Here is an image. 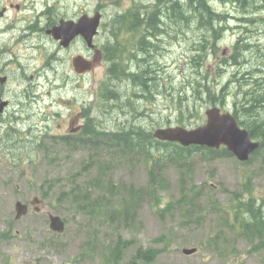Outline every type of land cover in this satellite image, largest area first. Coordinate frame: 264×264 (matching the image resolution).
Instances as JSON below:
<instances>
[{"label": "rangeland", "instance_id": "obj_1", "mask_svg": "<svg viewBox=\"0 0 264 264\" xmlns=\"http://www.w3.org/2000/svg\"><path fill=\"white\" fill-rule=\"evenodd\" d=\"M64 1L73 4L88 1L92 14L97 4L104 7L100 33L95 40L98 45L115 42L112 31L118 15L137 9L141 18L147 13L148 7L157 2ZM189 19L180 25V29L190 33L186 39L183 35L179 42L172 41L166 35L163 38L161 45L168 52L170 49L168 57L153 56L161 49L157 42L152 50L150 48L146 52L150 56L149 61L155 64L154 90L158 82L166 88L173 86L178 89L187 80L193 79L190 70L193 53L187 52V49L197 42L193 39H202L195 35L197 22H189ZM222 26L231 31L232 25ZM176 28L177 25L167 32L171 33ZM145 30L144 24L131 32L121 30L119 43L123 50H127V55L123 58L125 61L129 56L128 61L131 59L136 64L145 57L138 50L136 56L130 58L132 51L138 49L137 41ZM221 36L224 41L216 55L208 56L209 53L206 52L202 66L205 71H210L214 80L219 78L220 85L212 86L213 91L230 93L223 109L234 113L237 110L235 105L243 101V90L231 81V77L235 75L233 71L220 72L213 68V65L230 59L232 54L229 49L232 47L229 46L232 36L227 32H222ZM108 66L109 63H106L105 70L102 68L91 76L89 87L85 85L84 90L78 88L76 92L72 91L90 109L91 119L86 121L88 124L85 133L74 136L71 144L55 142L53 145L43 136L44 148L31 154L32 160H29V155L25 152L0 154V228L6 220L11 219L10 213L15 203L13 194L15 196L20 193L21 200L26 202L37 196L44 205L38 215H33L30 210L15 227H26L25 233L20 235L21 239H13L8 245L0 246V264L8 261L15 264H264V237H255L252 240L247 238L246 233L243 234L238 228L234 212L239 200L249 198L264 211V151L253 155L247 163L232 156L204 161L200 155L191 158L189 168L182 164L178 169L174 164L164 162L161 175L166 180L165 190L160 186L156 187L155 195L156 198L163 199L160 209H167L169 203L172 205L169 210L159 214L155 205L156 198L148 191V167L151 160L136 150L128 154L127 146H115L116 140L111 142L110 134H124L138 127L154 132L164 126H177V123H184L188 128L199 126L205 122L204 112L213 107V102L200 103L198 100L195 107H192L195 118L189 119L188 116L187 120H182L171 97L157 95L152 101V95L149 94L146 99L138 100L135 93L139 89L134 88V83L126 81L116 84L119 80L109 78ZM139 75L142 76V73ZM247 75L249 80L253 79L250 78L253 77L251 74ZM109 91L117 92L119 97L106 100L103 96ZM108 95L111 96L110 93ZM187 95L192 98L191 94ZM44 99L45 105H42V109H46L50 117L47 123L40 122L38 117V126L48 125L47 133L50 135L70 133V129L65 133L59 129L64 124L63 119H56L54 113L58 109L53 110L49 106L55 97L44 96ZM73 105L81 106L76 100ZM192 105L193 99L190 107ZM133 107L147 115V118L132 121L130 115ZM255 110L257 116H246L250 122L264 117V106ZM186 113L189 115L188 111ZM18 160L25 164L22 168L13 169L14 161ZM8 164L12 166L9 170ZM7 178L20 179L11 186L5 185ZM109 183L115 188L113 194L106 189ZM192 187H196L197 194L191 193ZM131 190L138 192L142 201L135 216L127 221L125 227L124 223L112 220L114 218L110 212L122 205ZM183 197L186 200L179 202ZM101 201L108 202L109 205L102 204L101 209L96 206ZM49 213L58 215L65 221L64 234L56 235L50 231ZM120 236L131 244L121 260L115 262L113 257L104 256ZM184 249H196V252L185 255ZM148 251L158 254L154 260L145 262L140 257Z\"/></svg>", "mask_w": 264, "mask_h": 264}, {"label": "flooded vegetation", "instance_id": "obj_2", "mask_svg": "<svg viewBox=\"0 0 264 264\" xmlns=\"http://www.w3.org/2000/svg\"><path fill=\"white\" fill-rule=\"evenodd\" d=\"M154 3L156 7L155 4L148 7L146 19L151 21L154 18L155 9H159L158 15H163L161 20L164 21V33L170 29L167 20L184 24L189 18V22L196 21L198 28L203 30V26L209 23L203 19L204 4L207 6L209 4L212 15L219 16L216 17L217 22H211L212 37L221 39L222 32L232 36L230 41L232 47H229L232 52L230 59L235 60L233 55L243 57L244 66L241 70H245L246 73H251L249 68H263L264 34L261 28H264V0H157ZM181 8L182 16L180 14V18H172L174 9L179 11ZM165 9L171 19L166 17ZM188 11L192 16H188ZM97 13L102 15L98 27L100 33L104 18V7L100 4H97L92 14L88 1L73 4V2L66 3L64 0H41L39 3L38 0H0V154L25 152L28 153L30 160L31 154H36L38 149L44 148L43 136L55 145V142L61 138L71 141L74 140V136L85 133V127L88 124L86 121L91 119L90 109L83 100L81 101V98L72 94V91L76 92L78 88L84 90L85 85L89 87L91 76L102 68L105 70L106 63H109V69L116 57V51L115 61L122 66V69L126 68V72L131 75L130 78L124 79L117 77L119 81L116 84L131 81L134 83V88L138 89V84L141 85L143 78V76L140 78L139 73L146 72L148 76L144 79H147V88H150L149 73L154 71L155 64L149 61L150 56L146 52L155 46L154 28L146 25L147 37L145 38L144 34L139 37L136 44L138 49L132 51L130 58L136 56L138 50L143 52L145 57L136 64H133L131 59L128 61L129 56L126 61L123 59L127 55V50L125 48L123 50V46L119 43L122 37L120 34L117 38L113 35L115 42L109 41L108 44L98 45L95 42L99 34L97 33V36L93 38V47L82 34H77L69 40L54 37L52 31L64 23L78 24L81 19H90ZM223 24L232 25L231 31L223 28ZM75 26L73 25V30ZM250 34L252 37L248 36ZM160 41H164L163 38ZM96 50L101 51L99 64L95 61ZM153 56H156V52ZM76 62L83 66L91 64L96 66L92 71L80 72L81 68L79 66L77 69ZM117 71L120 73L124 70ZM110 92L104 94V97ZM112 92L117 99L118 93ZM148 95L149 92H145L140 100L147 98ZM44 96L55 97L49 106L53 110L58 109L54 113L56 119H59L58 117L63 119L64 124H61L59 129L64 133L69 132L70 129V133L50 135L47 133L48 125L38 126V117L40 122L45 123L50 117L47 115V110L42 109V105H45ZM75 100L81 106L74 107ZM54 105L59 107L56 108ZM137 115L138 111L133 107L130 116L133 119ZM23 164L25 163L20 160L14 161L13 169L22 168ZM10 168L12 166L8 164L7 169ZM19 179L7 178L5 185L13 186ZM12 197L15 203L10 213L11 219L6 220L0 228L1 247L8 245L13 239L20 238L22 232L25 233L26 227L23 229L15 227L29 214L30 210L33 215H38V203L35 205L32 203L38 198L37 196L32 197L29 202L22 201L20 193L15 196L13 194ZM17 202L28 206L27 215L21 219L16 217ZM43 206L41 201V207ZM3 264L15 263L8 261Z\"/></svg>", "mask_w": 264, "mask_h": 264}, {"label": "bare ground", "instance_id": "obj_3", "mask_svg": "<svg viewBox=\"0 0 264 264\" xmlns=\"http://www.w3.org/2000/svg\"><path fill=\"white\" fill-rule=\"evenodd\" d=\"M181 11H182V8L179 9V11H177L179 15L181 14ZM165 12H166V17L170 18V16H169V14H168L166 9H165ZM187 14H188V16L189 15L192 16V14L189 11L187 12ZM159 16H160L159 19H158L159 22L157 21V26L154 27V37L155 38L153 40H154V43L157 42V43L160 44L161 49H159V51H156V56L155 57L164 58V57H168L170 55V49H169V52H168L167 49L161 45V42L163 43V41H160V39L164 38L165 35H166L172 41L179 42V38L182 35L184 36V39H186L190 35V33H189L188 30L180 29V25H182L181 23L176 22V21H170L168 23L169 20H167V23H168V25L170 24V29H174L175 25H177V28L171 33H169V32L164 33V29H163L164 21L161 20V19H163V15L160 14ZM173 16L174 17H172V18H179V16L175 15L174 11H173ZM216 17H219V16H214L212 14L210 15V14H207L204 11L203 19H206L209 23L205 24L203 26V30H201L200 28L195 29V35L198 36V38H200L202 40L200 41L198 39H193L194 41L197 40V42L195 43V45L193 47H190V48L187 49V52L193 53V55L191 57V60H190V64H191L190 70H192L193 79L187 80L185 82L184 86L181 87V88H178V89H176L173 86H171L170 88H166L165 86H161L160 83L158 82V84L156 85V90H154L155 89V80H156L155 75H154V73H155V65H154V71L152 73H149L148 85H149L150 88L149 89L147 88V79H144V78H146L148 76V74L146 72H144V74L142 73V76H143L142 83H141V85L138 84L139 91L135 93V96H136V98L138 100H140L141 96H143L144 93L148 91L149 94L152 95V101L154 100V96H157V95L171 97L173 99L174 103L176 104V106L178 107L179 116H181L180 118L182 120H187L188 116H190L189 119L195 118V116H193L194 115V109H192V107H195V104L198 102V100H199L200 103H201V101H203L205 103L206 102H215V105H213V107H210V108L216 107V108H219L221 110V113H230L236 119V121L238 122V124H239V126L241 128H244V129H246L249 132V129H248L249 126L248 125H250V126H252L255 129V131L258 132L259 128H260V131H261V128L264 127V117L259 118V119H255V120L250 122L248 119H246V116L247 117H251V116L255 117V116H257L256 115L257 111L255 109L257 107L264 106V66H263V68H255V69H250L249 68V72H251V73H247V74H249V75L251 74L253 76V77H250V78H253V79L249 80V78L247 77L248 75L246 74V71L245 70H243V71L241 70V68L244 66L243 57L234 56L233 55L235 60H231V59L227 58L224 61H221V63H217L216 65H213V68H214L215 71H217V70L220 71V72L228 71V70L233 71V73L235 75L231 77V81L234 84L238 85L243 90V94H242L243 101L239 105H235L237 107V110L234 113H231L230 111H225V108L223 109V107H224V105L226 103V97H227V95L230 94L229 92L222 91V92H218L217 93V92L213 91L214 88H213L212 91L209 90V88H208L210 84H211V86H215V84H216V86H218V87L220 85L219 78L217 80H214V78L211 75L210 71H208V70L205 71L203 69V66H202L203 65V59H204V54L206 52H208L209 53L208 56L210 54L211 55H216L217 49H219L221 47V44L224 41L223 36H221V35H220L221 39H219L220 37L219 38L212 37L213 25L211 24V22H217L216 21ZM144 26L146 27V25H144ZM261 29H262L263 34H264V28H261ZM181 31H182V33H181ZM144 32H143V34H144ZM98 33H99V28H98ZM146 35H144L145 38L147 37ZM96 36H97V34H96ZM248 36L252 37L251 34L248 35ZM229 46H230V43H229ZM206 74H207L208 77L205 76ZM215 76L218 77L217 74H215ZM215 81H216V83H214ZM201 87H202V89H201ZM200 90H201V94H202L201 96H200ZM186 94H191L192 98H190V96H188V95L186 96ZM192 99H193V105L190 107V101ZM108 100H114V99L110 98ZM221 105H223V106H221ZM210 108H207L205 110V112H204L205 122L203 124L199 125V126H203L204 124H206V121H207L206 111L208 109H210ZM186 111L189 112L188 113L189 115H187ZM263 116H264V114H263ZM140 118H144L145 119V118H147V115H145L142 112L138 111L137 117H133V119L131 118V120L132 121H137ZM241 121L248 123V125H242ZM177 124H178L177 126H164V127L158 128L154 132H150V131H148L145 128H139L138 127L137 129H131L130 131H127L125 134H126L127 137H130V138H132L133 134H136V133H140L142 135H144V134L145 135H150V136L152 135V137L155 140H158V141H161V142L174 143V142L163 141V140L155 138L154 135H155L156 131L161 130V129L176 128V127H183V128H186V129H194V128L199 127V126H195V127H192V128H188V127L185 126L184 123H177ZM144 137H146V143H147L146 147L150 148V147L156 146V144L152 140H150L147 136H144ZM144 137H143V140H144ZM250 137H251V135H250ZM251 139H252L253 142H258L259 143V147H258L257 150H260L261 142L259 140L253 139L252 137H251ZM130 140H131V142L127 146V147H129V149L126 150L128 152V154H131L132 150H136L137 152L144 153L145 150H143V148L140 147L141 145L139 146V148H136L132 144V139H130ZM175 144H178V145H180L183 148L202 147V146H196V145H192V146H189V147H184V146H182L179 143H175ZM202 148L210 149L208 147H202ZM222 148H225V147H222ZM222 148H220L218 150H221ZM210 150H216V149H210ZM218 150H216V151H218ZM227 152L230 154L229 157L232 156V157L237 158L236 156L232 155L228 150H227ZM255 152L250 156L249 160L246 161V162H242L238 158L237 159L240 162H242V163H247V162H249L251 160V157L253 155H256ZM262 152L263 151H261L260 153H262ZM218 159H220V158H218ZM215 160H217V159H215ZM148 172H149V167H148ZM148 181H149V177H148ZM106 189H108V187H106ZM191 189H194V190L197 191L196 187H192ZM197 193H198V191H197ZM250 199H252V198H249L248 200H250ZM242 200H245V199H242ZM141 201H142V196H140V195H136L133 199H131L129 201L128 205H132L134 207L133 216H135L136 210L140 206ZM263 213H264V211H263ZM129 215H128V217H129ZM258 215L260 216V214H258ZM260 217H261V220H262L261 223L253 224L252 220H251L249 225L246 227V230H249V232H251L252 228L254 226H257V228L260 231H264L261 228H259L262 225H264V216L261 215ZM131 218H133V217H131ZM127 221H130V220H127ZM128 242H130V241H128ZM129 248H130V246H129ZM184 250H192V249H184ZM184 250H183V253H184ZM193 254H191V255H193ZM185 255H187V254H185Z\"/></svg>", "mask_w": 264, "mask_h": 264}, {"label": "trees", "instance_id": "obj_4", "mask_svg": "<svg viewBox=\"0 0 264 264\" xmlns=\"http://www.w3.org/2000/svg\"><path fill=\"white\" fill-rule=\"evenodd\" d=\"M204 9L205 12L207 14H212L211 13V7L204 4ZM140 11L136 9V11L133 10H128L125 14H121L118 15L113 23V35L117 38V36L120 34L121 30H124L126 32H131L134 31L136 29L139 28V26L142 24L147 25L151 28H154L157 26V21L159 22V9H155V13H154V18L151 19V21L147 20V14H143V17L140 18ZM175 15L179 16L178 12L176 10H174ZM182 16V13H181ZM148 33V30H146L144 32V35H146ZM143 34V33H142ZM113 52H115V49L113 48ZM116 57H117V51H116ZM113 60L114 62L111 64L110 68L108 69V74L110 75L109 78L111 77L112 79H116L117 77L120 78L122 77V79L124 78H130V74L126 72V68L122 69V66H120L115 60ZM118 66H120V68H118ZM117 70H124V71H120V73ZM205 73V72H204ZM206 77L207 74L205 75ZM142 78V77H140ZM209 90L212 91V86L211 84L209 85ZM202 89V87H201ZM110 95H106V100L112 98L115 99V94H113V92H110ZM184 94V93H183ZM201 90H200V96H201ZM104 97V96H103ZM105 98V97H104ZM213 105H215V102H213ZM242 125H248V123L241 121ZM248 129H249V133L251 135V137L255 140H259L261 142V148L260 150H257L255 152V154H259L261 151H264V128H260L257 131H255V129L248 125ZM122 135V136H121ZM124 135V136H123ZM147 136L150 140H152L156 146L154 147H146V137ZM261 136V137H260ZM122 137V138H121ZM144 137V140H143ZM123 139V140H122ZM132 139V144L134 145V147L139 148V146L141 148H143L144 151V156L148 159L151 160L150 162V166H149V172H148V177H149V181H148V191L150 192V194L153 195L154 198H156L155 195V188L156 187H161L163 190H165V178L161 175V171L163 168H161L162 164L164 162H170L172 164H174L178 169L181 168L182 164H186L187 167H190V162H191V158L194 155H200L202 157V160L204 161H213L215 159L218 158H227L229 157V153L227 152V150L225 148H222L221 150H210V149H206V148H202V147H189V148H183L178 144L175 143H168V142H161L158 140H155L152 135H142L140 133H136L133 134L132 138L127 137L126 134H119V133H111L110 134V141L114 142L116 140V144L115 146H128L129 143L131 142ZM126 140V141H125ZM68 143L71 144L72 142L69 140H65L63 139V141H59L56 142L57 144L60 143ZM124 143V144H123ZM145 143V144H144ZM179 153V154H178ZM108 190L110 193L113 194V192L115 193V188L113 187V185L111 183H109L107 185ZM192 194H196L197 191L194 189L190 190ZM136 195H139L138 192L131 190L130 191V195L127 196L123 201H122V205L120 207H118L117 209H114L110 212V215L112 218V220H115L116 222H121L125 227H127V220H130L131 217H133V212H134V207L132 205H128L129 201L131 199H133ZM86 196V195H85ZM186 199L183 197L179 202H183ZM163 199L162 198H156L155 201V205L156 207L159 209L158 213L160 214V212H165V210H169L172 204H168V208L167 209H160V206L162 204ZM131 203V202H130ZM102 204H106L109 205L108 202H97L96 206H98L99 208L103 209ZM128 205V206H127ZM234 212H235V222L238 223V228L241 229L242 233L245 234L247 238L249 239H253L255 237H259L262 238L264 237V231H260L257 226H254L251 230V232H249V230H246V227L249 225V223L252 220L253 224H259L261 223V215L264 216L263 213V208L261 206H258L257 204L254 203L253 199H245V200H239V202L237 203V205L234 208ZM130 214V215H129ZM260 214V216L258 215ZM129 215V217H128ZM128 218V219H127ZM255 221V222H254ZM262 230H264V225H262L261 227ZM130 242L128 241H124L121 236L119 237V240L117 241V243L113 246L110 247L107 251L108 253L106 254V256L104 257H113L115 259V262H118L121 260L123 253L129 249L130 246ZM158 253L152 252V251H148L146 253L143 254V256H141L140 258L142 260H144L145 262H150L152 260L155 259V257L157 256Z\"/></svg>", "mask_w": 264, "mask_h": 264}, {"label": "water", "instance_id": "obj_5", "mask_svg": "<svg viewBox=\"0 0 264 264\" xmlns=\"http://www.w3.org/2000/svg\"><path fill=\"white\" fill-rule=\"evenodd\" d=\"M102 15L95 14L90 19L83 18L78 24L70 22L64 23L61 27L53 30V35L56 39L69 40L77 34L85 36L90 46L93 47V38L98 33V27L101 22ZM73 25L75 29L73 30ZM95 61L98 64L101 62V51L96 50ZM80 66V72L83 70H94L96 65H80L76 62V67ZM207 121L203 126L194 129H186L183 127L161 129L156 131L155 138L179 143L184 147L192 145L208 147L210 149H220L225 147L232 155L236 156L240 161L246 162L250 156L258 149L259 143L253 142L249 132L241 128L236 119L230 113H221L219 108H210L206 111ZM38 198L32 202L34 205L39 204ZM38 208V212H39ZM17 219H21L28 213V206L22 202H17L15 206ZM50 229L53 232L62 234L65 231V222L61 217L49 215ZM195 249L184 250V253L191 255L195 253Z\"/></svg>", "mask_w": 264, "mask_h": 264}]
</instances>
